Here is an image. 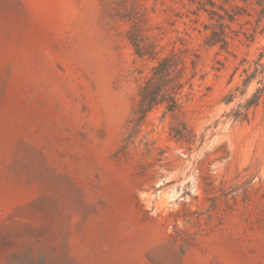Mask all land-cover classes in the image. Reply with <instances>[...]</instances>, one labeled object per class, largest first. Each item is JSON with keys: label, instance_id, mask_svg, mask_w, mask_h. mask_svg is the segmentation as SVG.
I'll use <instances>...</instances> for the list:
<instances>
[{"label": "rangeland", "instance_id": "obj_1", "mask_svg": "<svg viewBox=\"0 0 264 264\" xmlns=\"http://www.w3.org/2000/svg\"><path fill=\"white\" fill-rule=\"evenodd\" d=\"M263 71L264 0H0V264H264Z\"/></svg>", "mask_w": 264, "mask_h": 264}, {"label": "trees", "instance_id": "obj_2", "mask_svg": "<svg viewBox=\"0 0 264 264\" xmlns=\"http://www.w3.org/2000/svg\"><path fill=\"white\" fill-rule=\"evenodd\" d=\"M124 18H128L132 23L129 39L135 48L136 54L140 58L157 60L151 76L140 88L139 101L133 111V118L129 121L135 129L142 123L147 114L157 106L164 105L166 109L165 113H176L182 109L181 95L186 86V83L183 81L185 67L182 58L177 54L168 55L160 59L157 58L158 52L156 51V47L145 36L144 16L140 15L137 11H130L129 15H126ZM213 37L214 42L226 43L217 33H214ZM259 93L254 96L253 100L248 101L246 107L256 104L260 98ZM183 130L186 131V127Z\"/></svg>", "mask_w": 264, "mask_h": 264}]
</instances>
